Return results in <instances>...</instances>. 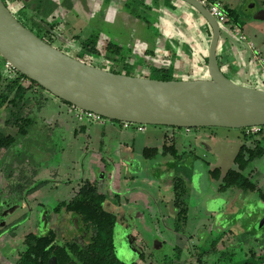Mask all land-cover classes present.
<instances>
[{
    "label": "rangeland",
    "instance_id": "obj_1",
    "mask_svg": "<svg viewBox=\"0 0 264 264\" xmlns=\"http://www.w3.org/2000/svg\"><path fill=\"white\" fill-rule=\"evenodd\" d=\"M25 1L26 11L18 12L20 6L14 4H9L10 10L18 19L24 16L23 13L30 16L25 24L37 33L47 29L46 25L36 27L39 19H44L47 24H61L57 28L61 38L55 39L53 45L64 53L77 58L82 43L91 38H97L100 45L112 41L123 48L122 54L130 63L127 71L131 75L151 78V60L141 55L143 51L138 44L154 45L159 34L155 25L162 27V22L154 24L153 17L159 19V14L145 3L146 0ZM219 1L230 5L235 13L238 11L243 25L239 32L237 28L219 23L222 41L241 47L242 51H245L242 45L253 44L264 57V0ZM33 4H40L41 10L31 9ZM52 11L60 12L51 15ZM165 25L163 32L168 33L170 27ZM241 33L250 42H242ZM210 40L211 36L208 43ZM224 51L219 48L218 55L222 57ZM167 53L170 57V52ZM253 61V69L248 64L250 71L242 79L237 78L236 67L226 73L237 84L264 89L261 63L256 59ZM104 65L108 66V63ZM178 65L173 73L176 80L208 78L204 63L192 60L185 68L191 66L194 72L185 70V73L179 71ZM251 75H255V81L250 80ZM244 78L250 81H244ZM42 93L50 99L42 112L35 111L36 106L33 108L31 116L35 124L28 135L18 138L15 145L0 153V264H14L18 260L19 252L24 248L23 240L31 232L45 234L53 229L58 231L59 241L79 237V220L64 212L54 214L52 210L62 201L71 200L85 179L97 181L99 193H108L106 208L121 222L115 229V247L117 257L123 263L200 264L197 255L209 248L208 242L224 232L227 233L224 239H227L230 231L237 235L226 242L237 248L235 262H244L252 248H256L258 255L264 254L261 247L264 243V201L257 194H245L235 189L219 193L220 182L210 176V171L216 168L223 175L236 169L234 160L242 143L241 129L207 127L175 132L171 127L145 125L142 132L133 128L135 155L127 152L120 155L117 136H109L114 129L110 127L111 120L106 119L105 124L80 123L68 107L59 112L57 100ZM7 118V111L0 110V130L15 133L4 126ZM107 131V137H104ZM165 135L169 140L177 141L182 162L171 165L172 159L169 163L162 157L145 160L143 150L161 148ZM106 154L112 162L105 158ZM92 156L98 158L101 165L93 161ZM244 174L264 193V155ZM175 177L186 181L189 189L190 210L184 235L177 233L174 227L172 181ZM20 182L22 188H19ZM121 184V191L132 195H120L122 201L116 205L118 201L113 197ZM30 190L35 192L26 196ZM134 200H137L135 206L132 205ZM226 248L220 245L221 250Z\"/></svg>",
    "mask_w": 264,
    "mask_h": 264
},
{
    "label": "trees",
    "instance_id": "obj_2",
    "mask_svg": "<svg viewBox=\"0 0 264 264\" xmlns=\"http://www.w3.org/2000/svg\"><path fill=\"white\" fill-rule=\"evenodd\" d=\"M2 1L6 5L10 2V4L20 6L17 10L18 12H24L28 7L23 0ZM221 4L222 10L229 19L230 25H232L233 28L238 27L242 29L243 25L240 22L242 17L241 14L238 11V14L235 13V10L228 4L223 2H221ZM39 5L36 6L33 4V8L31 9L34 11L37 9L41 10ZM23 15L24 16L20 19H18V17L16 18L29 28L25 22L31 19V17H27L25 13H23ZM145 22L147 25L151 26L150 22L147 20ZM36 24L38 28H42L46 25L47 29L41 31L42 33H37L32 28L29 29L48 44L54 46V40L61 38V35H59L57 31V28L60 27L61 24H47L44 19H39ZM179 45L180 42L175 37L168 39L167 48L173 49L174 53H178L180 49ZM182 45H186L184 46L186 49H184L183 46L181 48L184 51L198 50L189 43H184ZM103 46L104 49L102 50ZM122 52L123 48L112 41L106 42L105 45H100L97 38H91L82 43L77 59L115 74H126L130 76V72L127 71L130 67V63L127 58L123 56ZM143 56L154 59L150 66L151 78L162 81L176 80L173 77V73L176 69L175 66H164L163 64H161L162 66H157L158 63H164L165 60L155 59L157 54L154 51L146 50L143 52ZM218 61L221 69H223L228 62V60H223V57L219 55ZM105 62L108 63V66L104 65ZM6 63V60L0 56V110H5L8 114L4 126L15 130V133L9 134L0 130V153L15 145L18 138L28 135L29 129L35 124V120L31 116L34 112L33 108L36 106L35 111L38 113L42 112L48 103V99H50L46 94L44 95L42 91L57 100L59 112L63 107H73L71 104L55 97L14 68L11 67L6 69ZM207 63L208 59L206 57L205 66H207ZM224 74L228 77L226 72H224ZM131 76L134 77L136 75ZM111 123L118 124L121 127L124 125V123L119 121H111ZM171 128L175 132L181 130L180 128ZM260 128L261 131L253 135H247L246 129H241L242 143L234 160L236 169L229 170L225 175L222 174L219 168L210 171L211 178L220 182L218 186L219 193H225L230 189H235L245 194H257L258 197L264 201V193L260 190L258 184L244 174V171L249 168L253 162L264 155V127ZM142 155L143 158L148 161L156 160L159 157L165 159L170 157L169 159L173 160L171 165L182 162L177 148V141L175 139L169 140L167 135L164 137V143L161 148H145ZM173 180L174 199L172 206L175 211L174 227L177 233L184 235L186 233L190 210L188 202L189 189L187 182L183 181L180 177H175ZM19 188H22L21 182ZM97 189V181H91L89 179L82 180L75 196L69 201H62L52 210L54 214L64 212L67 215L77 218L81 228L79 237L59 241L58 231L53 229L45 234L31 232L24 238V248L20 250L19 258L14 264H48L51 257H56L58 264H126L119 261L115 247V229L120 220L115 213L106 208L108 193H99ZM34 192V190H30L26 193V196ZM113 198H116L119 203V194H115ZM229 234L230 236L227 239H224L225 236H227L226 232L211 239L208 242L209 248L197 255L198 263L264 264V254L258 255L255 251L256 248H252L247 252V258L244 262H235V257L238 253L237 248H235L234 244L230 245L232 247L226 245V242L237 235L232 231H230ZM220 245L227 248L221 250ZM261 247L264 249V243L261 244ZM140 257L144 259V255L141 253ZM130 264L144 263L142 261H134Z\"/></svg>",
    "mask_w": 264,
    "mask_h": 264
},
{
    "label": "water",
    "instance_id": "obj_3",
    "mask_svg": "<svg viewBox=\"0 0 264 264\" xmlns=\"http://www.w3.org/2000/svg\"><path fill=\"white\" fill-rule=\"evenodd\" d=\"M211 30L207 79L162 81L115 74L39 38L0 0V56L55 97L111 121L198 129L264 127V89L237 84L219 66L221 28L199 0H182ZM48 264H58L51 257Z\"/></svg>",
    "mask_w": 264,
    "mask_h": 264
},
{
    "label": "crops",
    "instance_id": "obj_4",
    "mask_svg": "<svg viewBox=\"0 0 264 264\" xmlns=\"http://www.w3.org/2000/svg\"><path fill=\"white\" fill-rule=\"evenodd\" d=\"M24 3L26 4V1ZM145 3L148 6H152L153 9L157 11V13L159 14V19H156L155 17H153L154 24L161 21L162 27H159V25H155L158 28L157 30L159 31V34L154 40V45H148L146 42H140L138 44L139 45L138 47H140L139 49H141L143 52L146 50L154 51L157 54L155 59L165 60L164 63L160 62L158 63V65H161V64H163L164 66L172 65V66H175L176 68L179 62L180 65L178 66L180 69L179 71L181 73H185L184 72L185 70L186 71L192 70V72H194L191 66L190 67L188 66L187 68H185V65L191 63L192 60H195L199 64L205 63V58L208 55L209 45L207 46V44H210L208 43V40L210 39V36H211V30L208 24L206 23V21L204 20V18L201 15H199L195 9H193L191 6H189L187 3L183 2L182 0H146ZM57 12H60V11H55L51 15H54ZM166 23L170 27L168 30V33L163 32V30L165 29ZM235 28H238V27H235ZM172 37H175L176 39H178L180 44L189 43L198 50L197 51L189 50V51L181 52L182 49L180 48L178 50V53H174L173 49L167 48L168 39ZM247 39H248L247 42H250V39L249 38ZM221 47L225 49V51L223 52V56H222L223 60H228V62L225 64L222 70L224 72L226 71L232 72L234 71L233 69L236 67L237 68L236 76L237 78H240V79H242L241 77H244L245 75L249 73L250 70L247 69L248 64L252 65L251 68L253 69V66L255 65L253 60L256 59L255 52H259L260 57L264 60L262 51L255 50V49L251 50L249 45L248 46L245 44L244 46L242 45V47L245 49V51H242L241 47L238 48L237 46H234L233 44L230 45L229 42L225 43L221 40L220 48ZM168 51L171 54L170 57L169 56L167 57ZM141 55L143 54L141 53ZM145 58H148V57H145ZM148 60H151L150 64H152L154 61L153 58L152 59L148 58ZM259 62L261 63V67L264 72V64H262L261 61ZM203 79H207V78H203ZM250 80L255 81L256 80L255 75L254 76L251 75ZM250 80L244 78V81H250ZM111 126L114 129L110 131L111 134L109 136L110 137L117 136L116 137L117 144L119 145L118 149H120V152L118 154L124 155V152H127L132 155H135L136 151L134 148L135 147V137L133 133L134 129L133 128L125 129L124 127H121L120 125H115L113 123L110 124V127ZM91 134H89V138H92ZM107 134H108V131L104 133V137H107ZM103 145L105 146V144ZM107 153L110 155V152L107 151ZM101 154H102L101 156H103L102 152ZM108 154H106L105 158L108 161L112 162L113 160L112 158L108 157ZM92 157H93L92 158L93 161L101 165L102 162H100L98 158H94V156ZM163 159L170 163L169 158H166V159L163 158ZM121 188H122V184L120 185V187H118V190H115L117 194L122 195V196L124 195L126 197H129L130 195H132V194L128 195L125 192L123 193L121 191ZM121 201H122V197L120 196L119 203ZM135 201L137 200H134V203L132 204L133 206H135V203H136ZM119 203L117 202L116 205H118Z\"/></svg>",
    "mask_w": 264,
    "mask_h": 264
},
{
    "label": "built area",
    "instance_id": "obj_5",
    "mask_svg": "<svg viewBox=\"0 0 264 264\" xmlns=\"http://www.w3.org/2000/svg\"><path fill=\"white\" fill-rule=\"evenodd\" d=\"M210 12L211 14L216 18V20L218 21V23H224L226 26L228 25L229 27L233 28L232 26H230L229 23V19L227 17V15L225 14V12L222 10V4L220 1H211V0H199ZM10 4V2H8L7 6ZM209 7H208V6ZM220 25V24H219ZM237 30L240 32L239 28H237ZM241 41L247 42V37L245 35H243L241 33V35L239 36ZM250 48L254 50L253 45H250ZM255 58L259 61L262 62V64H264V60L260 57V53L259 52H255ZM6 69L11 68V64H9L8 62L5 65ZM13 68V67H12ZM69 112H73L74 113V118L76 119V121L80 122V123H84V122H88V123H101L104 124L106 121L105 118H103L102 116L90 112V111H84V110H80L75 108L74 106L69 108ZM123 127L125 129L128 128H135L137 131H144L145 130V126L144 125H136V124H131V123H124ZM187 131H189V129H186ZM261 131L260 127H251V128H246V134L247 135H253L256 134L258 132Z\"/></svg>",
    "mask_w": 264,
    "mask_h": 264
}]
</instances>
